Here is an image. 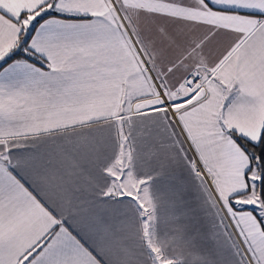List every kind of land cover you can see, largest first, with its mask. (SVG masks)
<instances>
[{"label":"snow or ice","instance_id":"snow-or-ice-1","mask_svg":"<svg viewBox=\"0 0 264 264\" xmlns=\"http://www.w3.org/2000/svg\"><path fill=\"white\" fill-rule=\"evenodd\" d=\"M0 264H264V0H0Z\"/></svg>","mask_w":264,"mask_h":264}]
</instances>
